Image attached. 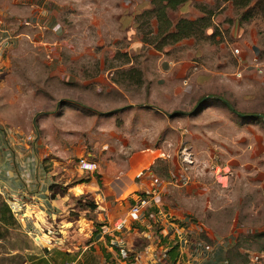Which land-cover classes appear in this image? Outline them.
<instances>
[{
	"label": "rangeland",
	"instance_id": "1",
	"mask_svg": "<svg viewBox=\"0 0 264 264\" xmlns=\"http://www.w3.org/2000/svg\"><path fill=\"white\" fill-rule=\"evenodd\" d=\"M30 1L0 0V27L16 36L0 56V118L30 130L57 160L67 163L91 151L102 161L112 156L109 145L120 148L118 133L109 132L139 104L143 142L154 150L144 172L169 190L161 205L182 210L207 239L235 235L229 264H252L250 254L264 250V75L252 66L242 69L230 53L208 61L207 68L219 73L209 72L203 83L195 84L196 76L189 83L181 79L191 91L180 92L165 114L148 113L141 105L153 104L151 80L157 77L144 58L157 56L153 48L177 58L179 48L169 49L175 35L165 17L153 36L155 27L132 14L135 0H47L57 7V29L38 31L25 25ZM171 15L183 22L175 11ZM197 38L199 45L208 43ZM0 215V264H33L27 258L41 256L39 240L25 255L32 240L6 212L1 195ZM14 250L24 254L13 259Z\"/></svg>",
	"mask_w": 264,
	"mask_h": 264
},
{
	"label": "crops",
	"instance_id": "2",
	"mask_svg": "<svg viewBox=\"0 0 264 264\" xmlns=\"http://www.w3.org/2000/svg\"><path fill=\"white\" fill-rule=\"evenodd\" d=\"M178 1L167 7L168 14H163L166 27L171 28L168 31L175 35L171 40L174 44L169 49L179 47L175 52L177 58L154 48L157 56L144 58L152 66L147 71L152 70L157 80H151L153 104L141 106L147 112L156 110L157 115L165 114L173 107L176 97L183 91H191L192 84H179L183 78H187L189 83L191 76H196L195 84L199 85L210 75L219 73L207 68L210 60L227 58L232 53L239 67L252 66L264 75L263 9H252L253 12H261L260 15L250 11L243 15L247 9L237 7L234 0ZM155 5L152 0H135L130 7L139 24L145 22L155 27L151 31L153 36L160 34V16H163ZM28 6L31 8L28 17L37 21L38 27L56 31L57 7L47 0H31ZM173 11L183 20L182 23L173 19ZM142 35L141 40L146 44V35ZM197 36L208 43L199 45ZM235 48L243 53L242 58L234 54ZM148 62L143 61L145 68ZM195 65L198 69L193 71ZM241 72L239 70L238 74ZM137 107L139 104L124 112L121 127L109 132L118 133L120 148L117 150L114 143L109 145L108 152L112 156L102 161L91 151L77 155L67 163L57 160L32 139L30 130L24 132L0 118V195L8 213L32 240V244L24 248L25 255L31 251L33 243L37 242L35 240H39L37 246L41 256L35 259L29 254L27 260L30 263L229 264L227 253L235 245L237 237L207 239L208 234L190 223L182 210L175 207L165 209L161 205L168 198L169 190L166 193V187L158 184L153 173L144 172L152 163L145 167L154 150L143 142L144 109L139 107L135 114ZM168 115L170 117L171 114ZM156 128L158 130L159 127L156 125ZM114 137L109 136L111 139ZM78 157L96 161L97 169L93 172L79 171L75 164ZM151 189L155 190L151 207L146 213L134 215L131 207L135 196L150 194ZM11 196L28 201L23 209L24 222L18 221L11 212L8 204ZM160 210L170 214L173 224L164 220L161 212H157ZM104 224L116 229L114 233L107 235L103 230ZM49 225L61 227V234L57 231L55 236L48 233ZM18 253L24 254L14 250L13 259ZM158 254L163 255L164 262L157 259ZM0 261H5L1 254Z\"/></svg>",
	"mask_w": 264,
	"mask_h": 264
},
{
	"label": "built area",
	"instance_id": "3",
	"mask_svg": "<svg viewBox=\"0 0 264 264\" xmlns=\"http://www.w3.org/2000/svg\"><path fill=\"white\" fill-rule=\"evenodd\" d=\"M33 25V26H39L37 21L34 20H30V22H25V25ZM40 28V27H38ZM55 29H57V27H55ZM15 39L16 36L11 34V32L4 27H1L0 29V56L2 54V52H4L5 49L11 47L14 45L15 43ZM234 54L238 55L240 58H242V52L235 48L233 49ZM28 140L31 139V137L27 138ZM33 139V137H32ZM38 142V141H37ZM35 148V147H34ZM75 164L76 167L79 171H89V172H93L97 169V163L94 160H90L87 157H78L75 160ZM155 194V190L151 189L150 194H144V195H136L135 196V202L134 204H132L131 210L133 212L134 215H141L143 213H146L149 208L151 207V200L154 199V195ZM28 203V201L24 198H15L13 196L9 197V207L11 212L15 215V217L17 218L18 221L20 222H24L26 216L23 213V209L26 207V204ZM158 213L161 212V215L163 216L164 220L170 221L173 224V218L170 216L169 213L160 210L157 211ZM69 214V212H67ZM103 230L105 231V233L108 234H113L114 233V228H111V226L104 224L103 226ZM61 227H56L54 225H49V229L47 230L48 233H51L53 236H55L56 234L54 233L55 231H57L58 233L61 232L60 230ZM79 231H81V229H78ZM61 234V233H60ZM34 237L38 236L36 234H33ZM230 238L235 239L236 236L232 235ZM186 242V241H185ZM193 245L194 242H193ZM206 245V244H204ZM157 259H159L162 262H164V258L163 255L158 254ZM250 262L252 264H264V250L260 251V252H254L252 254H250ZM67 264H71V263H67Z\"/></svg>",
	"mask_w": 264,
	"mask_h": 264
},
{
	"label": "trees",
	"instance_id": "4",
	"mask_svg": "<svg viewBox=\"0 0 264 264\" xmlns=\"http://www.w3.org/2000/svg\"><path fill=\"white\" fill-rule=\"evenodd\" d=\"M177 1L178 0H152V2L154 4H156V6H159L160 10L158 9V11H159L158 13H161V14L162 13L164 14V11L162 9H165L168 6H173L175 3H177ZM234 1H235V3H237V7H240V8L245 7L247 9L245 12H243V15H246V13L249 11L251 12L253 8L264 7V0H234ZM163 17H165V16L163 15ZM226 105H228V104L226 103ZM5 210H6V212L9 211L8 207L6 205H5ZM0 221H4V217H2L1 215H0Z\"/></svg>",
	"mask_w": 264,
	"mask_h": 264
}]
</instances>
